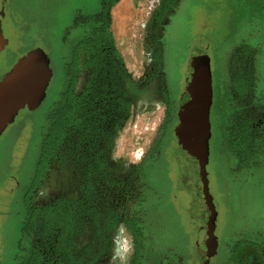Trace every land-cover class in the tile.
<instances>
[{"label":"rangeland","instance_id":"374dc122","mask_svg":"<svg viewBox=\"0 0 264 264\" xmlns=\"http://www.w3.org/2000/svg\"><path fill=\"white\" fill-rule=\"evenodd\" d=\"M260 1L116 0L108 11L123 69L140 88V97L131 100L130 117L105 157L112 173L132 176L130 170H123L124 165L137 162L145 155L147 143L149 148L161 136L150 156L155 176L147 183L153 192L144 193L141 206L143 240L137 264L256 262L254 245L264 243V143L253 161L242 164L231 153L226 106L222 91H216L215 50L228 20L247 17L259 9ZM99 5L100 0H0V82L35 68L43 69L49 80L42 98L22 106L0 134V264L24 260L29 210L44 208L61 197L76 199L83 192L84 176L68 156L66 145L50 161L39 186L30 188L46 115L63 90V67L72 44L83 34L79 23ZM164 53L167 68L160 65ZM80 59L77 95L89 78L83 53ZM200 67L206 72L196 76ZM164 71H171L177 93L169 98L161 89ZM200 79L205 81L207 99L202 108L204 131L191 138L183 128L197 117L188 114L186 95ZM162 100H168L169 109L165 110ZM201 168L207 171V188L215 204L213 227L194 218L189 184ZM87 240L86 233L77 236V247ZM133 254L131 238L117 229L96 264H133Z\"/></svg>","mask_w":264,"mask_h":264},{"label":"trees","instance_id":"16d2710c","mask_svg":"<svg viewBox=\"0 0 264 264\" xmlns=\"http://www.w3.org/2000/svg\"><path fill=\"white\" fill-rule=\"evenodd\" d=\"M113 0L107 8L98 9L84 17L79 23L82 36L71 48L70 58L63 67L64 85L46 115L42 128L38 154L35 161L33 181L30 190L36 189L44 179L50 161L66 145L67 154L74 159L84 176L83 190L88 187L85 174L97 163L106 168V154L100 149V142L106 138L108 115L116 109L112 101L119 94L124 97L122 126L130 115V98L139 94L138 86L123 69V60L115 48L110 30L108 11L115 5ZM86 58L89 78L80 95L76 94V77L81 70L80 54ZM124 89L117 85V77ZM117 127V128H118ZM255 143L245 132H240L237 142L231 135L230 150L240 163L249 162L251 148ZM112 149V144L108 150ZM100 157V158H99ZM87 191L77 201L60 200L54 205L31 209L27 216L26 234L31 257L21 264H93L89 258L92 244L80 250L75 247L74 235L79 234L89 222L94 235H101L115 226L112 219L99 222V213L87 203ZM28 207L29 194L25 197ZM134 246L133 264H137L141 251L143 234L132 226H127ZM28 232V233H27ZM24 233V232H23ZM100 239V237H99ZM27 246V247H28ZM19 252L23 245L19 242Z\"/></svg>","mask_w":264,"mask_h":264},{"label":"flooded vegetation","instance_id":"af4514ba","mask_svg":"<svg viewBox=\"0 0 264 264\" xmlns=\"http://www.w3.org/2000/svg\"><path fill=\"white\" fill-rule=\"evenodd\" d=\"M112 1L100 0L99 9L107 8ZM259 3V9L249 12L247 17H234V19L228 20L223 29L220 30L221 36L216 43L215 50L216 91L217 93L222 91L221 94L226 106V119L228 118L229 121L228 128L235 142L238 140L239 133L245 132L252 139V143H255L254 145L252 144L249 161L254 160L253 155L260 153L259 149L263 150L261 143H264V0ZM77 24L75 23V27ZM160 65H165L167 68V55L165 53L162 56ZM163 73L165 74L163 80L160 79L162 91L167 94L168 98L169 95H177L172 82L171 71H164ZM116 80L118 88H121L120 90L124 89V85L120 83V76ZM133 82L136 83L135 81ZM136 84L139 91V84ZM139 94L131 97L130 103L133 98L140 97ZM162 103L165 110L169 109L168 100H162ZM189 103L191 106L192 102L189 101ZM112 104L116 106V109L112 114L108 115L109 124L106 125V138L99 144L100 149L106 155L111 151L108 150L109 145L112 144L113 147L116 135L121 127L118 126L119 120L123 115V95L119 94L118 98L112 101ZM158 130L161 132V129ZM160 139L161 136L159 134L152 141L145 155L137 162L124 165L125 169L123 170L125 172L130 170L132 176L128 178L126 175L116 176L112 173L109 160L106 161V168H100L97 163L93 162L92 166H90L91 169L85 174L88 187L84 188L83 192H80L79 197L76 199L61 197L46 206H52L60 200L77 202L82 198L86 189V202L91 204V208H96L99 213L98 219L100 223L102 222V226L105 220H114L115 226L101 235H94V227L91 222H89V226L87 224L82 232L74 235L75 241L77 236L83 233L87 234V244L83 247L92 244L89 253L91 263L94 261L93 264H96L103 256L117 229L123 230L124 234L130 238L127 226H132L140 231L142 223L141 206L145 199L144 193L152 191V189L148 188L149 185L147 183L152 181L155 176L154 171L151 169L150 156L154 146L158 144L157 142ZM258 143L261 145L258 146ZM158 165L162 168V160L158 161ZM159 178V180H162L161 171ZM82 183L83 181H81ZM27 235L26 233L23 234V238L26 237L29 242ZM75 247L77 250L83 248H78L76 241ZM254 249L255 254L252 253V256L256 258L255 264H264V243L254 245ZM30 257V247L28 246L23 261L27 263Z\"/></svg>","mask_w":264,"mask_h":264},{"label":"water","instance_id":"95a60500","mask_svg":"<svg viewBox=\"0 0 264 264\" xmlns=\"http://www.w3.org/2000/svg\"><path fill=\"white\" fill-rule=\"evenodd\" d=\"M197 72L196 76L206 72V68L200 67ZM48 84V76L41 68L19 71L0 82V134L14 122L22 106L42 98ZM186 98L192 102L187 110L188 114L195 115L197 121L188 123L183 131L191 138L198 137L204 131L202 108L207 102L205 81L197 80ZM194 155L197 160L201 158L200 154ZM207 176L205 169H198L192 176L189 192L196 206L194 212L196 222L213 227L216 223V212L213 197L207 188Z\"/></svg>","mask_w":264,"mask_h":264},{"label":"bare ground","instance_id":"6f19581e","mask_svg":"<svg viewBox=\"0 0 264 264\" xmlns=\"http://www.w3.org/2000/svg\"><path fill=\"white\" fill-rule=\"evenodd\" d=\"M115 28H117V37H121L122 34V30L120 28V26L118 25V23H115Z\"/></svg>","mask_w":264,"mask_h":264},{"label":"crops","instance_id":"0c3cea01","mask_svg":"<svg viewBox=\"0 0 264 264\" xmlns=\"http://www.w3.org/2000/svg\"><path fill=\"white\" fill-rule=\"evenodd\" d=\"M150 146V145H149ZM147 148V149H146ZM146 148H145V152L148 150V143H147V146H146Z\"/></svg>","mask_w":264,"mask_h":264}]
</instances>
